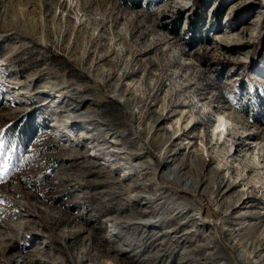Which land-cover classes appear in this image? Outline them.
Listing matches in <instances>:
<instances>
[{
  "label": "rangeland",
  "instance_id": "1",
  "mask_svg": "<svg viewBox=\"0 0 264 264\" xmlns=\"http://www.w3.org/2000/svg\"><path fill=\"white\" fill-rule=\"evenodd\" d=\"M135 2L0 0V264L264 257V0Z\"/></svg>",
  "mask_w": 264,
  "mask_h": 264
},
{
  "label": "trees",
  "instance_id": "2",
  "mask_svg": "<svg viewBox=\"0 0 264 264\" xmlns=\"http://www.w3.org/2000/svg\"><path fill=\"white\" fill-rule=\"evenodd\" d=\"M125 1V5L131 8L138 7V3L135 0H123ZM200 21V20H199ZM197 21L194 25L190 24V28H194L200 24ZM174 33V32H173ZM4 105L2 100V96L0 95V106ZM32 124L26 122L24 127L18 129L15 126L7 127L3 135H1L0 131V138H2L5 142V150L9 154L10 163L7 172L13 173L14 171L19 174L20 177L25 181V183L33 190L42 191L44 190V185L49 179V175L46 173L40 172H26L25 170L28 167H31L34 162L35 154H25L24 146L27 143V139L32 135ZM1 169H4L0 167ZM19 169V170H18Z\"/></svg>",
  "mask_w": 264,
  "mask_h": 264
},
{
  "label": "bare ground",
  "instance_id": "3",
  "mask_svg": "<svg viewBox=\"0 0 264 264\" xmlns=\"http://www.w3.org/2000/svg\"><path fill=\"white\" fill-rule=\"evenodd\" d=\"M126 99L127 100H130V97H126ZM126 100V101H127ZM228 134H230L229 132H228ZM239 137L240 136V134L239 133H236L235 132V135H234V137ZM169 140H171L170 138H168L166 141H169ZM170 143V142H169ZM243 144V143H242ZM169 154V153H168ZM174 154V153H173ZM187 165V164H186ZM184 166V163H179V164H176L175 165V168L177 169V170H180L181 169V167H183ZM190 166V165H189ZM188 166V167H189ZM210 181V180H209ZM216 188L218 189V191L219 192H221L222 194H225V193H227V192H229L230 190H231V188H232V186H231V184L230 183H227V182H225V181H223V180H220L218 183H217V185H216ZM241 199V198H240ZM239 199V200H240ZM242 200V199H241ZM251 224V223H250ZM252 225V224H251ZM259 225V224H258ZM262 226V227H261ZM262 230H264V223L263 222H261V225L259 226V227H257V225H255L254 227H253V232L256 234V232L258 233V235L260 236V237H257V239H256V242H257V244H258V247L257 248H259V249H262V248H264V234L263 235H261L262 234ZM226 231L228 232V235L229 236H231V237H233L236 241H238V242H241L242 243V232H241V229L240 228H227L226 229ZM257 250H255V252H256ZM258 263L259 264H264V257L263 258H260L259 259V261H258Z\"/></svg>",
  "mask_w": 264,
  "mask_h": 264
},
{
  "label": "snow or ice",
  "instance_id": "4",
  "mask_svg": "<svg viewBox=\"0 0 264 264\" xmlns=\"http://www.w3.org/2000/svg\"><path fill=\"white\" fill-rule=\"evenodd\" d=\"M4 152H5V142L3 139H0V161H4Z\"/></svg>",
  "mask_w": 264,
  "mask_h": 264
}]
</instances>
